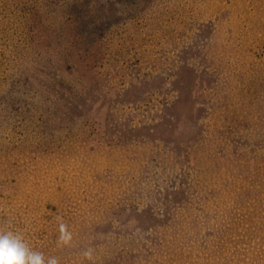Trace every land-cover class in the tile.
Returning <instances> with one entry per match:
<instances>
[{
    "label": "rangeland",
    "instance_id": "rangeland-1",
    "mask_svg": "<svg viewBox=\"0 0 264 264\" xmlns=\"http://www.w3.org/2000/svg\"><path fill=\"white\" fill-rule=\"evenodd\" d=\"M111 1L83 32L91 0H0V228L45 237L66 224L91 264H264V0ZM231 46L243 49L228 59ZM212 111L221 143L195 145L186 120ZM169 113L178 140L159 141ZM122 245L152 255L125 263Z\"/></svg>",
    "mask_w": 264,
    "mask_h": 264
},
{
    "label": "trees",
    "instance_id": "trees-1",
    "mask_svg": "<svg viewBox=\"0 0 264 264\" xmlns=\"http://www.w3.org/2000/svg\"><path fill=\"white\" fill-rule=\"evenodd\" d=\"M108 1V3L112 4V1L111 0H101V2L103 4H106ZM86 2V1H85ZM92 2V7L89 9V12H87V18L85 19L84 17H80V30L79 31H83V32H86L87 27L90 26L91 29H96L95 27H97V23H95L94 21H92L91 19L92 18H96L97 16L96 13L98 12L99 8H100V5L97 3V0H91ZM85 5V3H84ZM114 11V8H112V12ZM111 15H113V13H110ZM115 16V15H114ZM115 18V17H114ZM76 20H79L77 18H75ZM232 52V54H228V59L229 58H232L234 56H238L240 55V52L241 50L243 49V47H236V46H231L229 48ZM227 51V50H226ZM234 51H236L235 55H234ZM40 62H44V59H40L39 60ZM264 76V74H262ZM239 78L244 79V73L243 72H239ZM180 79H177L176 81H179ZM264 81V80H263ZM263 81H260V86H262V89L264 91V82ZM258 83L257 80H255V85ZM5 87V86H4ZM4 87H0V99L2 98L3 95H5V88ZM256 90L255 89H248L247 90V93L249 94H256L255 92ZM6 99V98H5ZM20 100V96L19 95H12L9 99L10 101V105H9V108L11 109H16L17 108V102ZM7 103H5V105H3V107L5 106L7 109L8 106L6 105ZM214 104V103H213ZM169 109L171 108V104L168 105ZM10 110V109H9ZM196 111H200V108L197 107L196 108ZM11 112V111H8V113ZM193 115V113H192ZM214 111L212 112H209L208 115L205 117L203 113H200L199 115H196L194 114V117L192 119H187L186 122L188 124H190V129L192 130L193 132V135L195 137H197V140L195 142V145L197 144L198 142V138L200 139L201 138V141H211L213 143H216V144H219L220 145V141H217L215 142V139H218V135L221 134L222 131L219 130V127L215 126L214 124L216 123V118H214ZM191 116V115H189ZM188 116V117H189ZM213 116V117H212ZM208 120L209 123H206V128L204 129L202 126L198 125L197 124V119L198 120H204L206 119ZM194 119V120H193ZM164 122L167 123L168 125L166 126H162V127H158V129L156 127H154V131L152 133V135L156 136V138H158L159 141H162V139H171V141H176L178 140L177 139V136L176 135H173V131H177L178 130V127H179V124L181 123L180 122V116L179 115H173L172 113H169L165 119H164ZM224 131H228V130H224ZM210 135V136H209ZM209 136V137H208ZM177 144L173 145L171 148V151H172V154H174V156H178V157H183L184 154L186 155L187 151L184 147L182 146H179V141L176 142ZM184 145H186V143H184ZM194 145V144H192ZM222 148L224 147L222 144H221ZM36 148H39V146H37ZM193 149V148H191ZM181 152L183 154V156L181 155ZM187 156L186 155L185 157H183V159L181 158H174L175 162H178L180 161V159L183 161V160H187ZM228 162V161H227ZM230 164V163H229ZM194 167V166H192ZM229 169V168H228ZM223 171V170H222ZM185 180V177H183V179H181V182H183ZM171 193H174V196L173 197H168L167 195L164 196V202H163V206H164V212H163V215L162 217H164L165 214H169L167 217V220L171 218L172 215H175L177 213V210L179 209V207H182L180 206L181 205V200L185 198V194H186V191L184 189H181L180 187H177L175 191H171ZM173 199V200H172ZM200 201V199H199ZM198 201V202H199ZM171 202V206L172 207H169L168 206V203ZM198 202L196 203V205L198 204ZM207 202L206 198L204 200H202V203L205 204ZM194 206V205H193ZM138 218V217H137ZM82 226L83 224L81 223H75V226L79 225ZM132 224H135V226L138 227L139 230L143 231L145 229H147L148 225H145V224H141L139 223L138 221H135L134 223ZM108 224L106 223L105 225H94L92 227V229L94 231L97 232V234H100L101 231H103V229L106 228ZM131 225V224H130ZM17 226H24L23 224L21 225H17ZM54 226V227H53ZM52 228L55 230H51L52 232H56L57 233V230L60 231V228L53 225ZM83 226H87L86 225H83ZM125 226L123 227H120V229L124 230L126 229V227L124 228ZM27 228V227H26ZM81 229V227H80ZM6 230V229H5ZM165 228L162 227L161 229H159L158 231V234L156 233V236L155 237H151L150 240L148 239L149 241V247L152 249L155 250H158V248L160 249V251L162 252V248L163 247H160L161 245V242L164 241V232ZM170 230H173V235L176 236L178 230L176 229L174 231V228L172 227V225L170 227H168L167 229V233L169 235V239L170 238H173L174 236H171L169 234V231ZM92 232V231H91ZM167 233L165 234V237H167ZM55 234V233H54ZM123 235H126V232L123 234ZM59 236L60 235H47L45 237H42V234L40 232V228L37 229L36 231L32 230V231H29L27 229V233L24 235V239H28V243H29V246L34 250L36 248V250H38L39 252H42L44 254V251H49L51 248H54V246H58V250H56L58 253L55 254L54 256L57 257L58 259H61L62 261H60V264H79V261L81 260V263L82 264H91L90 261H88V259L86 258V256L83 254L81 256H78L77 254V251L76 249L78 250V240L76 237H73L72 236V240H71V243L69 245H60L58 243L59 241ZM96 236V237H94ZM94 236H88L86 239H89L87 240V243H86V247L87 246H91L93 245V240L95 241H98L100 240L99 237L95 234ZM79 238V237H78ZM34 239H37V245H36V242L34 241ZM75 240V241H74ZM161 240V241H160ZM80 241V240H79ZM33 244V245H32ZM42 244V246H41ZM124 248L128 246V249L120 255V258L124 260L125 263H127V260L129 259H132L133 257H138V255H149L151 254L152 255V251H150L149 249H145V250H141L140 252L136 253V254H131L133 251H130L134 246V245H122ZM164 250V249H163ZM79 252V250H78ZM129 253V254H128ZM45 257H50V255H45ZM173 259V256L170 257V260ZM177 260V258H175ZM110 264H113V263H110ZM130 264H133V262H131ZM143 264V263H142Z\"/></svg>",
    "mask_w": 264,
    "mask_h": 264
},
{
    "label": "clouds",
    "instance_id": "clouds-1",
    "mask_svg": "<svg viewBox=\"0 0 264 264\" xmlns=\"http://www.w3.org/2000/svg\"><path fill=\"white\" fill-rule=\"evenodd\" d=\"M71 240L68 226L61 223L58 243L69 245ZM84 255L91 258V250ZM0 264H60V260L55 256L46 258L42 252L33 250L21 233L0 228Z\"/></svg>",
    "mask_w": 264,
    "mask_h": 264
}]
</instances>
